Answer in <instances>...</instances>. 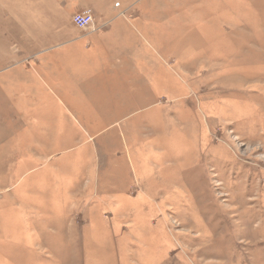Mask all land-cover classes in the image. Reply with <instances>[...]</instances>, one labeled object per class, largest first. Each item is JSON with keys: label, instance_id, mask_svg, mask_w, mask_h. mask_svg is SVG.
I'll return each instance as SVG.
<instances>
[{"label": "rangeland", "instance_id": "rangeland-1", "mask_svg": "<svg viewBox=\"0 0 264 264\" xmlns=\"http://www.w3.org/2000/svg\"><path fill=\"white\" fill-rule=\"evenodd\" d=\"M112 3L129 87L94 92L65 14L0 0V264H264V0Z\"/></svg>", "mask_w": 264, "mask_h": 264}, {"label": "crops", "instance_id": "crops-1", "mask_svg": "<svg viewBox=\"0 0 264 264\" xmlns=\"http://www.w3.org/2000/svg\"><path fill=\"white\" fill-rule=\"evenodd\" d=\"M116 2V1H115ZM32 12L55 14L63 13L64 21L49 20L52 29H61L52 34L47 53L61 51L64 62H71L64 73L69 83L77 91L101 92L113 87H129V35L132 37V23L129 20H116L117 7L112 0H31ZM127 12L129 7L125 6ZM90 10L95 20V30H82L74 26L72 16ZM135 26V25H134ZM77 62V69L71 67ZM103 64L111 68L112 75L118 78L112 82L102 79L96 72ZM51 64L47 68H50ZM93 69L92 78L84 80L82 72ZM100 70V68L98 69ZM68 73V75H67ZM77 76H80L77 78ZM106 86V89L103 87Z\"/></svg>", "mask_w": 264, "mask_h": 264}, {"label": "built area", "instance_id": "built-area-1", "mask_svg": "<svg viewBox=\"0 0 264 264\" xmlns=\"http://www.w3.org/2000/svg\"><path fill=\"white\" fill-rule=\"evenodd\" d=\"M72 23L82 30H95L96 28L94 16L90 10L74 14L72 16Z\"/></svg>", "mask_w": 264, "mask_h": 264}]
</instances>
